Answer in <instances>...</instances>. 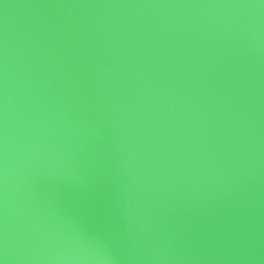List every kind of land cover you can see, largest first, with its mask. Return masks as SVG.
I'll return each instance as SVG.
<instances>
[{
  "label": "water",
  "instance_id": "obj_1",
  "mask_svg": "<svg viewBox=\"0 0 264 264\" xmlns=\"http://www.w3.org/2000/svg\"><path fill=\"white\" fill-rule=\"evenodd\" d=\"M0 264H264V0H0Z\"/></svg>",
  "mask_w": 264,
  "mask_h": 264
}]
</instances>
